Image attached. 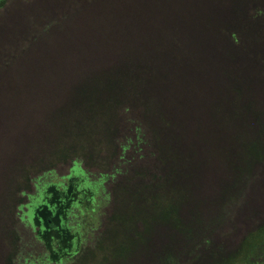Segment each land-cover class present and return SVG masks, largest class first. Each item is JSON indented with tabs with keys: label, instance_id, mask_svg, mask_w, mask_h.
<instances>
[{
	"label": "trees",
	"instance_id": "trees-1",
	"mask_svg": "<svg viewBox=\"0 0 264 264\" xmlns=\"http://www.w3.org/2000/svg\"><path fill=\"white\" fill-rule=\"evenodd\" d=\"M147 2L54 0L51 45H29L41 59L10 69L4 98L53 83L59 100L37 142L0 161V264H202L205 251L208 264H264V222L225 256L211 240L264 171V0ZM64 162L87 178L49 185L24 217L45 174L70 175ZM95 175L111 213L88 255L76 229L94 201L80 185Z\"/></svg>",
	"mask_w": 264,
	"mask_h": 264
},
{
	"label": "rangeland",
	"instance_id": "rangeland-1",
	"mask_svg": "<svg viewBox=\"0 0 264 264\" xmlns=\"http://www.w3.org/2000/svg\"><path fill=\"white\" fill-rule=\"evenodd\" d=\"M143 1H145V4H149L147 0H131V3L140 6ZM146 8L149 13L157 10H149L148 6ZM55 9L54 0H10L7 6L0 10V90L7 87L9 77L15 78L16 69L11 71L10 69L13 65L18 66L22 58L41 59V57L32 55L26 50L29 45H33V48L40 52H42L40 45H51V34L46 32L51 30V28L47 30L48 27H51V22L58 19L57 14H54ZM160 12H163V10ZM254 45H260V43L256 41ZM10 64L11 66H9ZM43 79L41 78V81ZM54 87L55 84L51 83V90L49 86L46 90L42 91H40L41 89L34 91L19 90L16 97L8 95L4 98L0 94V161L3 160L5 155L18 151L21 148V143H24L23 147L26 148L30 144L37 142V139L33 138L35 133L39 131L42 122L51 114V110L57 104L56 101L59 100L58 96L54 94ZM259 96L260 100H262L260 102L262 107L264 85L261 87V91H259ZM71 164L68 162L58 164V174L61 176L67 175L71 170ZM50 177L51 182L48 181ZM73 177L87 178L85 171L79 166L78 162L74 163L70 175L65 178H56L53 173L45 174L43 179L40 180L38 188L42 195L29 197L30 204L27 206L28 211L23 216H28L30 219L33 218L37 209L44 204L43 192L46 187L51 184L60 185V183L68 181ZM105 179V176L95 175L91 180L87 179L85 183L80 185L82 189L90 191L94 195L92 208H85L80 214L81 218H85L84 225L81 224L76 229L81 236L83 254L85 251L88 255L95 253L96 249L94 246L101 238L103 228H106L104 224L106 216L111 213L110 196L103 185ZM1 190L2 188L0 187V192ZM246 192L249 198H245L246 200L243 201V204L232 208L229 223L223 225L224 227L222 226L217 229L216 233L212 234L211 240L213 246H216L217 249L222 247L224 249L222 253L224 256L236 250L243 237L260 223L264 222V171L260 173L259 181L253 187V190L247 189ZM1 195L2 193H0ZM255 196L257 200L248 207L247 204ZM2 205L0 203V206ZM7 226L10 227V221L2 215L0 227ZM18 230L23 237L22 242L24 244L31 247L34 246L38 251L43 250L42 247L34 244L35 242L31 234H29L28 228L23 223L20 224ZM7 237V233L1 230L0 242L3 241V243L7 244L10 252L9 243L5 240ZM28 250L31 251V248ZM147 255L153 259L151 253H147ZM179 257L182 263L187 261L185 255L181 254ZM207 257L208 253L206 254L205 251L202 264L209 263ZM114 261L111 260L108 264H112ZM136 262L137 259L135 258ZM139 264L144 263L140 261Z\"/></svg>",
	"mask_w": 264,
	"mask_h": 264
}]
</instances>
